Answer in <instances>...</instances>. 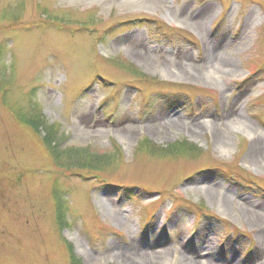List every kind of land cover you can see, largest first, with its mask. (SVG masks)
I'll list each match as a JSON object with an SVG mask.
<instances>
[{
  "label": "rangeland",
  "instance_id": "obj_1",
  "mask_svg": "<svg viewBox=\"0 0 264 264\" xmlns=\"http://www.w3.org/2000/svg\"><path fill=\"white\" fill-rule=\"evenodd\" d=\"M254 149L264 0H0V264H264Z\"/></svg>",
  "mask_w": 264,
  "mask_h": 264
},
{
  "label": "bare ground",
  "instance_id": "obj_2",
  "mask_svg": "<svg viewBox=\"0 0 264 264\" xmlns=\"http://www.w3.org/2000/svg\"><path fill=\"white\" fill-rule=\"evenodd\" d=\"M180 121L179 120H173V119H168V123L170 126L172 125H177ZM253 148H255V145H257V141L255 140L253 142ZM252 148V149H253ZM253 152L251 153V158L252 160L254 161V163H257V162H264V154H263V151H259V150H252ZM247 212V215L250 217V219L252 220L253 223L255 224H258L260 225V227H262V231L264 232V210L263 211H260V213H256L255 211H246ZM207 246L210 248L212 246V244L210 242H207ZM208 248V249H209ZM125 257H126V254L131 258V259H138L140 258V256L143 254L142 252L139 253V252H136V251H127L126 253L122 252ZM208 257H210V254L207 256L206 259H202L200 261H192L190 264H204V263H207V259H209ZM131 259H128L126 261H129ZM133 261V260H132ZM204 263H203V262ZM144 261H141L140 264H145L143 263Z\"/></svg>",
  "mask_w": 264,
  "mask_h": 264
},
{
  "label": "trees",
  "instance_id": "obj_3",
  "mask_svg": "<svg viewBox=\"0 0 264 264\" xmlns=\"http://www.w3.org/2000/svg\"><path fill=\"white\" fill-rule=\"evenodd\" d=\"M36 121V122H35ZM31 122V124L33 125V126H39L41 123L39 122V120H33V121H30ZM47 141H48V143H49V138L47 139ZM52 144V143H51ZM50 145V144H49ZM190 146H188V147H181V146H179V145H177L176 147H173L171 150L170 149H168V150H164V151H167V152H171V153H179V154H181V153H188L189 151L191 152V153H193V152H195L196 153V151H197V147H195L194 145H191V144H189ZM198 152V151H197ZM75 156H78L80 159H78V160H81V161H89V160H92V161H94V162H102V160L103 161H106L107 159L108 160H110L111 159V157H107V156H104V155H102V157H101V155L99 156V155H95L93 152H91L90 150H83L81 153H77V154H75ZM82 158H84V159H82Z\"/></svg>",
  "mask_w": 264,
  "mask_h": 264
}]
</instances>
